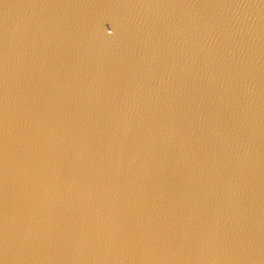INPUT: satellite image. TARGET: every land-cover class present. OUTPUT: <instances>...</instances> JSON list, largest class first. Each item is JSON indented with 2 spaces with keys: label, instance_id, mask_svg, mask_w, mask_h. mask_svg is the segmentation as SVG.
Returning <instances> with one entry per match:
<instances>
[{
  "label": "water",
  "instance_id": "obj_1",
  "mask_svg": "<svg viewBox=\"0 0 264 264\" xmlns=\"http://www.w3.org/2000/svg\"><path fill=\"white\" fill-rule=\"evenodd\" d=\"M0 264H264V0H0Z\"/></svg>",
  "mask_w": 264,
  "mask_h": 264
}]
</instances>
